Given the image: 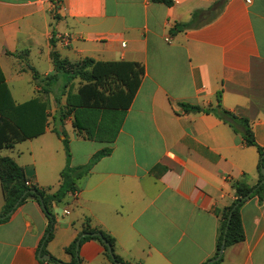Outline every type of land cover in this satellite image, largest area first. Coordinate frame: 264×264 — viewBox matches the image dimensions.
<instances>
[{
	"label": "crops",
	"instance_id": "1",
	"mask_svg": "<svg viewBox=\"0 0 264 264\" xmlns=\"http://www.w3.org/2000/svg\"><path fill=\"white\" fill-rule=\"evenodd\" d=\"M169 1L0 0V68L16 104L39 97L53 106V94L41 93L33 77L47 81L55 74L52 50L71 64L91 58L144 68L112 144L87 140L71 116L64 120L73 167L111 149L77 181L76 194L50 207L54 224L45 248L64 263L71 260L65 248L88 222L113 237L114 253L129 264H203L215 253L214 211L234 200L231 181L257 182L255 147L212 113L185 112L179 104L213 108L220 92L221 107L246 117L264 148V0H225L211 22L175 34L176 24L218 0ZM9 81L29 85L13 91ZM54 125L61 129L52 120L43 134L0 150L29 184L51 192L65 166L64 137L51 131ZM26 142L16 156L2 154ZM87 142L105 147L90 150ZM3 203L0 183V212ZM240 216L245 238L225 248L219 264H264V201L249 199ZM47 224L35 200L18 206L0 223V264H49L37 252ZM79 257V264H112L97 240L83 242Z\"/></svg>",
	"mask_w": 264,
	"mask_h": 264
},
{
	"label": "trees",
	"instance_id": "2",
	"mask_svg": "<svg viewBox=\"0 0 264 264\" xmlns=\"http://www.w3.org/2000/svg\"><path fill=\"white\" fill-rule=\"evenodd\" d=\"M155 1L170 4L169 0ZM224 3L225 0H218L207 9L195 10L188 23L176 24L170 33L175 34L211 22L218 16ZM50 43L53 44V39ZM50 58L55 74L49 76L47 81H37V74H33V77L36 80L35 85L39 86L43 94H50L51 90L57 87L58 94L54 96L56 104L54 115L49 112L50 103L39 97L18 104L14 103L0 68V150L12 148L17 143L43 134L49 126V118L53 122L58 120L61 129L54 125L51 131L57 136L64 137L65 166L60 172V184L54 192L27 184L28 180L22 168L9 157H0V183L4 199L0 212V223L6 221L11 213L26 200L33 199L40 205L48 219L45 234L37 249L39 256L49 257L43 261L49 264H79L80 245L88 240H97L103 246L104 254L112 264H129L114 253L113 237L99 227H92L88 222L65 248V252L71 257L68 263L50 255L45 247L52 238L53 232L54 218L50 212L51 205L61 202L69 193L76 194L77 181L91 170L97 160L111 151L110 148H103L97 151L87 164L73 167L70 164L71 154L63 129L64 120L71 116L73 128L83 138L112 144L121 128L125 112L141 84L144 68L141 64L132 61H95L91 58H84L71 64L66 59H61L53 50L50 52ZM64 77L68 79L59 81ZM75 78L79 79L77 86L72 81ZM60 96H65L64 103H60ZM216 98L217 105L213 108L187 103H180L179 106L185 112L212 113L228 124L233 132L241 137L244 145L255 147L258 153V179L254 185L240 180L231 181L234 200L229 206L214 211L219 218L215 253L203 264L219 255L223 241L224 250L244 240L245 235L240 216L241 206L254 197L260 203L264 201V173L261 172V169H264V148L256 143L249 120L222 108L220 92L217 93ZM82 233L86 235L82 236ZM222 256L223 254L219 260L209 264H219Z\"/></svg>",
	"mask_w": 264,
	"mask_h": 264
},
{
	"label": "rangeland",
	"instance_id": "3",
	"mask_svg": "<svg viewBox=\"0 0 264 264\" xmlns=\"http://www.w3.org/2000/svg\"><path fill=\"white\" fill-rule=\"evenodd\" d=\"M7 61L9 63L10 62H14L13 58H9ZM27 85H29V82L28 81H19V82H17V81L16 82L9 81V86H10V88L13 91L16 90V86H18L19 88H26ZM75 85L76 86L78 85V81H75ZM52 90H51V92H52L53 96H56L58 94L57 87H54ZM62 97L63 96H60V103L62 102ZM55 108H56V104L54 103L53 106H51V108H50L51 109V111H50L51 114L53 113V110ZM51 123H52V120H51V118H49V126L51 125ZM64 130H66L65 131V136H66V140L68 141V139L71 138V136H72L71 128L67 127ZM60 143H61V146H62L63 150L65 151L64 144H63V140H61ZM26 145H28L27 142L24 143V144H20L19 146H15L13 150H2L3 151L2 154H7V155L9 154L11 156H16L17 151H20L21 152L23 150V147H25ZM85 145L87 147H90V150H92L94 148H97V147H100V146L101 147H105V145L99 144V143H88L87 142ZM68 148H70L69 147V142H68ZM71 148L73 150V155L75 157V162H81L83 156H81L79 153H77V151H75L74 142L72 143ZM69 152H70V150H69ZM70 154H71V152H70Z\"/></svg>",
	"mask_w": 264,
	"mask_h": 264
},
{
	"label": "water",
	"instance_id": "4",
	"mask_svg": "<svg viewBox=\"0 0 264 264\" xmlns=\"http://www.w3.org/2000/svg\"><path fill=\"white\" fill-rule=\"evenodd\" d=\"M261 172L264 173V169H261ZM16 206H17V204H16ZM85 235H86V233H82V236H85ZM223 248H224V241L222 242V248H221V250H220L219 255H218L217 257L211 259L210 261H208L206 264H209V263H212V262H215V261L219 260V258H220L221 255L223 254ZM38 258H39L40 260H47L49 257H48L47 255H42V256H39V255H38Z\"/></svg>",
	"mask_w": 264,
	"mask_h": 264
},
{
	"label": "built area",
	"instance_id": "5",
	"mask_svg": "<svg viewBox=\"0 0 264 264\" xmlns=\"http://www.w3.org/2000/svg\"><path fill=\"white\" fill-rule=\"evenodd\" d=\"M246 1L249 2V0H246ZM55 38L57 40L61 41L62 44H67L68 43V38L67 37L57 35V36H55ZM27 184H29V183H27Z\"/></svg>",
	"mask_w": 264,
	"mask_h": 264
}]
</instances>
